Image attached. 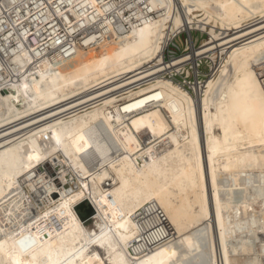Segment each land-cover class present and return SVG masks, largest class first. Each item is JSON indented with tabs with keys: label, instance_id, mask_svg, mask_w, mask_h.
<instances>
[{
	"label": "bare ground",
	"instance_id": "obj_1",
	"mask_svg": "<svg viewBox=\"0 0 264 264\" xmlns=\"http://www.w3.org/2000/svg\"><path fill=\"white\" fill-rule=\"evenodd\" d=\"M145 1L0 0L52 33L0 28V264H264V0ZM194 57L195 96L163 75ZM156 206L172 234L143 252Z\"/></svg>",
	"mask_w": 264,
	"mask_h": 264
},
{
	"label": "built area",
	"instance_id": "obj_2",
	"mask_svg": "<svg viewBox=\"0 0 264 264\" xmlns=\"http://www.w3.org/2000/svg\"><path fill=\"white\" fill-rule=\"evenodd\" d=\"M46 2L51 8H54V3L51 4V1L53 0H42ZM104 3L112 4V9L109 11V13H113V8H118L122 14L127 16L133 15V14H140L146 13V5H148V2L145 0H100ZM40 7L45 8V5L40 4ZM36 9V8H35ZM34 9V10H35ZM32 10L30 13H27L25 9H21L18 11L19 16L17 15V12L15 11L13 15L6 16L1 15L0 17V28L4 26L5 29L14 31H19L21 36L24 40L29 41L34 44L35 39L38 38L40 41L48 40V38L52 35V33H49L48 30H38L37 28L39 25H41V22L35 17L36 14ZM23 13V14H22ZM116 17L115 12L113 13ZM112 15V14H110ZM53 18V19H52ZM112 18V17H111ZM52 21H48L46 23V29L50 28V26L56 25V22H60L59 17H51ZM113 20V19H112ZM113 22V21H112ZM44 25V23H42ZM13 25V26H12ZM14 27V28H13ZM3 28V29H4ZM92 30H99L100 28H91ZM185 32L181 31L176 33L173 36V39L169 41L168 45L163 50V59L168 60L174 56L176 53V50H179V45L174 41V38L178 37L180 33ZM61 33V32H60ZM191 33L193 35V39L195 40V45L198 46L201 43L197 41V37L200 35H206L205 32H202L199 29H193L191 30ZM202 39V38H201ZM185 46L182 49V53L189 52V48L187 49V43L186 40ZM69 43L64 44L65 47L68 46ZM217 68V62L207 60L203 57H194L192 60H185L181 61L178 68L176 70H173L171 73L165 72L163 75L171 78L173 81L179 82L184 88H186L192 95H196V92L199 91L201 88L205 86V80L208 78L212 73L215 72ZM261 81L264 85V73L261 76ZM193 85L195 87H193ZM196 91V92H195ZM142 211V209H140ZM146 210V208L143 209V211ZM154 215L153 213L144 214L146 218H149L151 221V225L148 228H144L142 222L139 220L138 225L142 226V229L139 230L138 236L133 243L136 244V246H139L141 244L143 248H140L143 250V252H146L150 249H152L155 245H159L163 241L170 238V234H172V230L170 229V232H167L165 235H159L154 236L155 230L159 232V229L154 228H165V225L167 224V220L165 219V215L161 208L155 207L154 209ZM138 219H141L139 217ZM169 227V226H168Z\"/></svg>",
	"mask_w": 264,
	"mask_h": 264
},
{
	"label": "rangeland",
	"instance_id": "obj_3",
	"mask_svg": "<svg viewBox=\"0 0 264 264\" xmlns=\"http://www.w3.org/2000/svg\"><path fill=\"white\" fill-rule=\"evenodd\" d=\"M187 37H188V35L185 32H182V33H180V35L178 37L174 38V41L179 45V50H176L175 55H179L180 53L184 52V51H182V49L185 46V42L184 41L186 40ZM202 37H204V36L200 35L199 37H197V41L200 42ZM64 185H65L64 188L65 187L68 188L71 185L73 186V183L69 181V182H66ZM83 204H85V203H83ZM83 204L81 205V207L79 206V212L80 211L85 212L84 211L85 206ZM86 220H87L86 221L87 223L90 222V218L89 217H87ZM95 253H97V258L101 259V263L100 264H106V260L104 259L105 255H104L103 250L100 249V248L91 246V245L88 246V255L89 256H95Z\"/></svg>",
	"mask_w": 264,
	"mask_h": 264
}]
</instances>
